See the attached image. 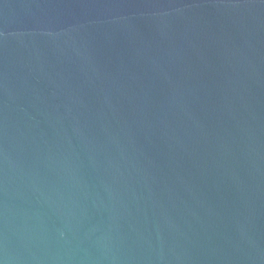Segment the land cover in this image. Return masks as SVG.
Masks as SVG:
<instances>
[{
  "label": "water",
  "instance_id": "water-1",
  "mask_svg": "<svg viewBox=\"0 0 264 264\" xmlns=\"http://www.w3.org/2000/svg\"><path fill=\"white\" fill-rule=\"evenodd\" d=\"M0 264H264V0H0Z\"/></svg>",
  "mask_w": 264,
  "mask_h": 264
}]
</instances>
